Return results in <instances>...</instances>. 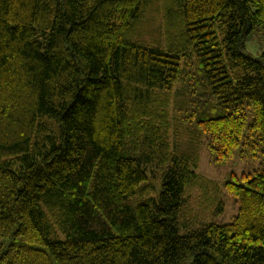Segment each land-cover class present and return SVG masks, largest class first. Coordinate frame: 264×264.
<instances>
[{
    "label": "trees",
    "instance_id": "obj_1",
    "mask_svg": "<svg viewBox=\"0 0 264 264\" xmlns=\"http://www.w3.org/2000/svg\"><path fill=\"white\" fill-rule=\"evenodd\" d=\"M258 32L264 0H0V264H264ZM202 147L257 163L229 221Z\"/></svg>",
    "mask_w": 264,
    "mask_h": 264
},
{
    "label": "rangeland",
    "instance_id": "obj_2",
    "mask_svg": "<svg viewBox=\"0 0 264 264\" xmlns=\"http://www.w3.org/2000/svg\"><path fill=\"white\" fill-rule=\"evenodd\" d=\"M147 27L151 33L153 30V25L148 24ZM244 51L252 56H264V35H262L260 32L250 35L245 44ZM255 167H257V163L251 164V162L247 160H240L236 156L224 164L214 163L207 149L205 147L201 148L197 172L198 174L202 175V177L205 178L207 182H210V185L216 189L217 198L221 197L223 200V203L218 205V213L213 216V219L222 222L229 221L230 218L236 213V206L233 202V199L225 193L222 194L217 191L223 185V182L226 180V178L229 177L228 175L234 174L239 176L242 173L253 171ZM199 192L200 191L198 188L195 189L191 194V197L186 199L188 207L193 208L192 211L195 213L198 211L202 216L208 217L213 205L209 206L208 209L206 202L202 203V201H198L202 197L199 195ZM184 226H186V224H184Z\"/></svg>",
    "mask_w": 264,
    "mask_h": 264
}]
</instances>
